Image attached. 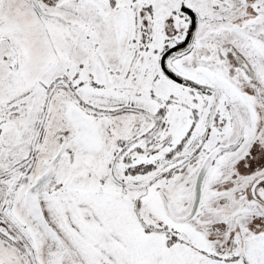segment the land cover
I'll use <instances>...</instances> for the list:
<instances>
[{
  "label": "snow or ice",
  "instance_id": "obj_1",
  "mask_svg": "<svg viewBox=\"0 0 264 264\" xmlns=\"http://www.w3.org/2000/svg\"><path fill=\"white\" fill-rule=\"evenodd\" d=\"M0 264H264V0H0Z\"/></svg>",
  "mask_w": 264,
  "mask_h": 264
}]
</instances>
